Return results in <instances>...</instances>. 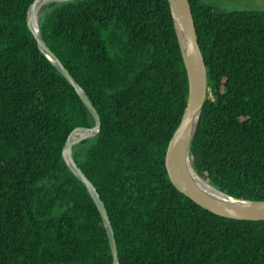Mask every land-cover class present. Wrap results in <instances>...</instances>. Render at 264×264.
I'll return each mask as SVG.
<instances>
[{"label":"trees","instance_id":"16d2710c","mask_svg":"<svg viewBox=\"0 0 264 264\" xmlns=\"http://www.w3.org/2000/svg\"><path fill=\"white\" fill-rule=\"evenodd\" d=\"M34 1L0 0V264H114L102 216L63 153L96 121L39 49ZM190 3L210 89L192 165L219 191L264 201V12ZM39 25L101 117L74 158L107 208L120 264H264V222L216 216L169 179L189 95L169 1L53 2Z\"/></svg>","mask_w":264,"mask_h":264},{"label":"water","instance_id":"95a60500","mask_svg":"<svg viewBox=\"0 0 264 264\" xmlns=\"http://www.w3.org/2000/svg\"><path fill=\"white\" fill-rule=\"evenodd\" d=\"M168 1L189 82L187 107L166 153L165 164L169 179L182 195L216 216L243 222H264V201H249L231 197L202 179L192 165V145L210 93L208 70L199 44L190 0ZM53 2L42 4V0L34 1L28 15L29 28L41 52L74 87L96 121V126L93 128H78L74 130L67 141L63 153L68 167L85 185L95 202L109 236L114 264H120L116 234L107 208L97 189L81 168H79L74 158L76 146L86 140L95 138L101 132V117L84 89L48 47L40 30V12L44 6Z\"/></svg>","mask_w":264,"mask_h":264},{"label":"rangeland","instance_id":"374dc122","mask_svg":"<svg viewBox=\"0 0 264 264\" xmlns=\"http://www.w3.org/2000/svg\"><path fill=\"white\" fill-rule=\"evenodd\" d=\"M74 0H56V3H64ZM215 9L235 12V11H250L264 12V0H205Z\"/></svg>","mask_w":264,"mask_h":264},{"label":"bare ground","instance_id":"6f19581e","mask_svg":"<svg viewBox=\"0 0 264 264\" xmlns=\"http://www.w3.org/2000/svg\"><path fill=\"white\" fill-rule=\"evenodd\" d=\"M53 1H56V0H42V4H45V3H49V2H53Z\"/></svg>","mask_w":264,"mask_h":264}]
</instances>
